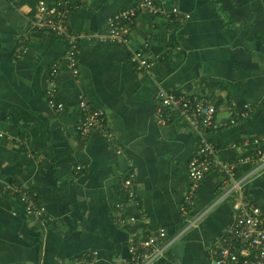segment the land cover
I'll return each mask as SVG.
<instances>
[{
  "label": "crops",
  "instance_id": "0c3cea01",
  "mask_svg": "<svg viewBox=\"0 0 264 264\" xmlns=\"http://www.w3.org/2000/svg\"><path fill=\"white\" fill-rule=\"evenodd\" d=\"M71 1L69 29L87 34L77 75L65 37L34 26L38 0H0V264H82L94 250L96 264H135L130 247L162 228L154 264H213L235 219V182L264 212V0H162L179 12H139L127 44L95 35L136 0ZM136 50L155 60L150 71L131 60ZM160 88L216 106L205 132L234 178L214 166L191 193L201 137L178 114L161 121ZM83 94L111 137L80 131ZM22 191L36 194L45 221L26 214Z\"/></svg>",
  "mask_w": 264,
  "mask_h": 264
},
{
  "label": "built area",
  "instance_id": "2783aa9c",
  "mask_svg": "<svg viewBox=\"0 0 264 264\" xmlns=\"http://www.w3.org/2000/svg\"><path fill=\"white\" fill-rule=\"evenodd\" d=\"M162 0H136L135 3L115 13L109 20V29L106 34H96L99 40H108L116 44H127L134 21L139 12L145 10L151 14L170 16L179 12L177 7L168 10L163 8ZM71 0H56L53 4L40 0L37 5V18L33 24L37 28H51L63 35L68 42V67L77 75L78 60L76 52L78 44L87 34L73 33L67 22L69 8H76ZM131 60L141 70L150 71L155 65V60L149 58L141 50L132 52ZM54 88L48 90L49 103L54 105ZM158 115L162 122H168L176 114L189 122L200 134L201 144L189 163V178L192 181L191 193L196 190L200 181L214 166H220L234 178V165L224 163L217 157L216 149L208 138L205 129L215 128L214 122L216 106L198 96H186L160 88L158 92ZM82 120L79 126L82 134L86 135L93 130H101L108 137L112 133L106 129V113L101 108L92 107L88 96L81 95L79 101ZM250 107L249 104L245 108ZM258 142V140H256ZM260 161L256 169L264 165V152L259 150ZM135 173L129 172L123 182L122 190L129 197L135 195ZM234 187L239 191V197L234 205L235 219L226 229L222 241L214 248V262L216 264H264V212L247 198L241 191L240 182H235ZM21 200L25 203L26 214L41 221L46 220V208L36 202V194L28 191L21 192ZM190 193V195H191ZM187 195V199L190 198ZM166 230L160 229L156 236H149L142 243L132 245L135 264H154L164 256L166 244L163 240ZM166 243V242H164ZM82 264H96L98 251L84 253L80 258Z\"/></svg>",
  "mask_w": 264,
  "mask_h": 264
},
{
  "label": "trees",
  "instance_id": "16d2710c",
  "mask_svg": "<svg viewBox=\"0 0 264 264\" xmlns=\"http://www.w3.org/2000/svg\"><path fill=\"white\" fill-rule=\"evenodd\" d=\"M39 1H40V0H38L37 4L39 3ZM37 4H36V5H37ZM36 5H34V7H33V9H32V12H34V13H35Z\"/></svg>",
  "mask_w": 264,
  "mask_h": 264
},
{
  "label": "water",
  "instance_id": "95a60500",
  "mask_svg": "<svg viewBox=\"0 0 264 264\" xmlns=\"http://www.w3.org/2000/svg\"><path fill=\"white\" fill-rule=\"evenodd\" d=\"M213 264H216L215 262H213Z\"/></svg>",
  "mask_w": 264,
  "mask_h": 264
}]
</instances>
